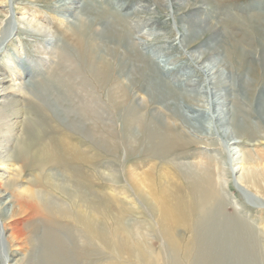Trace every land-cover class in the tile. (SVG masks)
I'll use <instances>...</instances> for the list:
<instances>
[{
    "label": "bare ground",
    "instance_id": "bare-ground-1",
    "mask_svg": "<svg viewBox=\"0 0 264 264\" xmlns=\"http://www.w3.org/2000/svg\"><path fill=\"white\" fill-rule=\"evenodd\" d=\"M176 1L181 9L193 3V8L203 12L207 5L205 0ZM10 5L15 7L10 0H0V58L7 61L5 67L9 70L0 62V95H3L0 97V162L19 164L20 173L14 174V180L10 179L5 185L7 188L15 186L11 197L0 185V221L3 222L0 243L4 245L1 257L4 264L21 262L17 254H9L6 247L11 249L15 242H24L27 225L42 244L38 264H77L80 258L81 264H93L92 257L108 253L115 257L102 261L103 264H118L117 258L123 256L134 264L240 262L242 250H248L249 241L245 237L244 223L234 218L235 214L233 218L229 216V206L234 204L229 201L227 188L221 187L217 178L220 158L203 155L201 162L189 168L179 160L189 158L191 153L187 151L193 147L202 143L210 146L205 142L215 130L210 121L220 128L217 132L220 135L222 128L230 130L229 136L224 138L232 146L240 144L235 137H249L254 142L263 131L264 80L255 104L250 103L255 96H249L252 82L249 74L254 71L256 62L252 55L255 56L258 49L257 45L254 48L247 44L251 38L247 40L246 34L240 41L229 34L228 41L218 42L213 49L191 53V58L199 65L197 71L189 73L181 69L179 72L167 68L172 63L162 66L164 61L158 59L157 62L153 55L140 51L135 31L128 26L129 15H123L113 4L95 0H71L65 4L60 11L70 12V16L74 14V23H67L68 31L67 27L60 30L64 41L44 35L43 32L52 29L45 17L26 9L11 11ZM261 5L247 17L230 13L228 20L258 37L264 66V3ZM128 7L118 3V8L128 10ZM76 10H80V14L75 13ZM183 19L189 26L181 41L188 45L197 40L204 24H210L207 15L195 14L190 20ZM11 23L13 30L9 27ZM94 24L98 26L89 36ZM118 29L126 32L127 46L119 43L122 35H116ZM214 30L211 27L207 31ZM21 35L36 42H53V48L58 51L56 68L59 70L46 78L44 84L36 85L38 94L31 85L33 77L24 78L26 66L17 70L16 61L7 55V45L12 42L14 52L20 57L18 39ZM213 35L217 38L218 33L215 31ZM192 38L196 40L189 42ZM118 49L123 50L120 57L115 54ZM161 52L163 50H158L156 54ZM223 52L227 57L205 67L206 59ZM116 58L119 65L114 70ZM142 66L146 68L143 73ZM86 68L90 70L88 74L84 71ZM227 69L229 76L222 80ZM235 69L237 74L241 72L239 77ZM203 72L211 80L204 88L202 85L206 82L202 80L198 84L193 80ZM92 77L97 84L95 90L101 89V96L106 95L107 87L113 84L106 95L112 113L109 115L114 121L118 119L120 126L117 124L111 129L106 125L103 116L108 113L102 110L106 107L99 102L100 96L91 93ZM113 77L114 82H111ZM136 78L145 79L138 91L150 100L145 107L155 103V112L159 110L157 113L166 116V121L149 118L143 106L134 104L123 113ZM28 79L30 85L25 84ZM186 87L194 92L199 89L198 95L190 96ZM200 91L210 98L206 104L208 112L201 110ZM44 96L59 102L61 108H71L72 112H61L64 118L68 116L64 121H69V116L74 114L75 119L70 122L72 126L67 127L72 129L56 125L55 135L35 149V140L23 127L31 123L37 130L43 117L54 121L43 104L46 101L40 99ZM122 116L124 122H121ZM176 118L181 123L178 127L170 122ZM247 121L250 124L247 123L246 128ZM77 133L84 139L78 138ZM123 149L128 153L126 158L134 151L147 161L123 168L124 173L113 161L97 166V161L106 159L103 153L116 157ZM246 156L244 166H252L239 179L263 191L264 178L260 179L262 175L256 169L260 163L264 165V157ZM28 165L39 167V172L27 179L28 186L20 193L22 191L16 188ZM59 219H66V225L59 226L56 223Z\"/></svg>",
    "mask_w": 264,
    "mask_h": 264
},
{
    "label": "rangeland",
    "instance_id": "rangeland-1",
    "mask_svg": "<svg viewBox=\"0 0 264 264\" xmlns=\"http://www.w3.org/2000/svg\"><path fill=\"white\" fill-rule=\"evenodd\" d=\"M99 3H104L105 5H111L120 11L123 15H129L128 17V26L133 29L134 37L136 39V43L139 45L140 51L145 54L148 53L151 56L153 55L155 60L163 62L162 66L167 63H172V66L167 68H175L179 72L181 69H186L187 72H194L197 71L199 65L195 63V61L191 58V53L193 51H204L208 50L209 47L213 49L212 47H215V45H219L218 42L220 41H228L229 34L235 40H243L244 36L247 34L246 38L249 40L251 38V41L247 44H249L252 47H256L257 45V52L255 53V56L252 55V58L255 59L254 64V71L249 74V79L251 82V89L249 91V96L254 97V100L251 99L250 103L255 104L259 91L263 86V80H264V66L261 60V53L262 51L258 47L259 39H257V36H252V31L249 33L244 32L245 29L241 27L240 25H234L229 18L230 13H236L240 16H248L251 12L254 11L255 8H259L261 4L264 2H261V0H205V3H207L206 8L203 9L204 12L199 8H193V3H189L188 8L181 9L176 3V0H95ZM179 1V0H178ZM10 3L12 5H15V7H11V11H23V10H30L32 13H35L37 15L45 17L51 24L52 29L46 30L44 35L49 36L53 40H60L63 39V32H60V30L65 29L68 25L67 23H71V25L74 23V17L72 14L70 16V12L67 13L66 11H60L64 8L65 4L68 5V3H71V0H10ZM118 3L120 5H128V10H125L124 8H118ZM262 6V5H261ZM19 9H18V8ZM236 8V9H232ZM120 9V10H119ZM253 10V11H252ZM65 13V14H64ZM75 13L80 14V10H76ZM207 15L209 20V25L204 24L202 26V31L199 33L200 36L196 39H189V42H193L196 40L193 44L187 45L184 44L181 39L185 35V32L188 28V22H186L183 18L188 17L189 20L195 15ZM225 14V15H224ZM182 19V20H181ZM187 20V21H189ZM185 21V22H183ZM230 23V24H229ZM234 27H233V26ZM97 24H94L91 27V31L89 33V36H91L96 28ZM9 27H12L13 30V23L9 25ZM17 26H15L16 28ZM70 27V26H69ZM213 27L215 29L214 31L208 32L207 30L209 28ZM8 28V27H7ZM68 31V27L65 29ZM89 29H87L88 31ZM215 31L218 33L217 38L213 37L215 34ZM125 31L122 29H118V33L116 35H122L119 43H124L125 46L128 45V41L125 39ZM228 32V34H226ZM230 32V33H229ZM228 35V36H226ZM113 35L110 34V38ZM201 37V38H200ZM253 37V38H252ZM200 38V39H198ZM257 39V40H256ZM21 41V55L18 57V55L14 52V45H12V42L7 45L8 53L7 55H10L15 61H16V69L18 70L20 67H25V76L26 79L28 75L31 76L33 79V84H31L33 89L38 94V87L36 85L38 84H44V81L46 78H49L51 74L54 71H58L59 68H56L57 64V57H58V51L53 48V42L49 43L46 41H39L36 42L35 39L25 37L24 35H21L19 39ZM16 41V40H15ZM64 41V39H63ZM120 43V44H122ZM6 48V49H7ZM208 48V49H207ZM163 50L161 54H156V51ZM13 51V52H12ZM155 53V54H154ZM115 54L120 57L123 54L122 49H118ZM257 54V55H256ZM227 54L218 53L215 55H212L209 59H206L204 62L205 67L209 66L211 67L215 62H218L219 60L225 58ZM7 57V56H6ZM165 57V59L160 58ZM227 57V56H226ZM20 58V59H19ZM168 59H171L173 61H169ZM233 58L231 57V60ZM111 60V59H110ZM1 64L5 67L7 66V61L5 59L0 58ZM234 62V61H233ZM232 62V64H233ZM119 65V59L116 58L113 62V69L116 70ZM203 65V67H204ZM8 70V67H5ZM16 70V71H17ZM146 70L144 66L140 69V71L143 73ZM9 71V70H8ZM32 71V72H31ZM86 74L90 72L89 68L84 70ZM230 70L224 71V76L222 75L221 78H225L226 76H229ZM234 73L237 74V69L234 70ZM117 75V71L114 73ZM113 74V75H114ZM112 75V76H113ZM241 75V72L237 74L239 77ZM116 77V76H115ZM196 81V83H200L202 80L206 83H203L202 87H206L205 85L210 83V78L208 75H205L203 72L202 74H199L197 78L193 79ZM29 79L25 81L26 85H30V82L28 83ZM114 82V77L112 78V81ZM145 83V79L136 78L134 80L135 86L131 89V94L127 100V104L123 106V113L128 109V107H131L132 104L136 106H143L147 110V113L149 115V118H157V119H163L166 121V116L162 115V113H157L159 110L156 111L155 109V103H150L148 106L145 107V104H148L150 100H146L145 96L138 93V91L143 87ZM90 84L91 87V93L97 97L99 102L104 105L106 108L102 109L103 112H107L108 115L112 114L110 113V106L108 105V96L107 92L111 87H113V84L111 83L107 87L106 95L101 96L102 92L101 89L98 88L95 90V87L97 86L96 81L93 80ZM131 84H129L130 86ZM100 86V85H99ZM186 89L190 92V96L198 95L199 89L194 92L192 91L190 87H186ZM192 91V92H191ZM202 92V93H201ZM50 93V92H48ZM138 93V94H137ZM141 95V96H140ZM0 97H3L1 94ZM208 96L203 93V91H200V107L201 110L208 112L206 104L210 98H207ZM40 99H44L46 102H42L45 106V108L50 112L51 116L54 118V121L47 120L49 118L43 117V119L40 121L41 123L38 124V129L35 130L33 125L31 123L25 124L26 126L23 127L24 130H27V133L29 134V137L32 138L34 141L33 146L35 149H39L40 145H42L46 140H49L50 137H52L54 132H57L54 128L59 125V127H65L66 128L70 125V122L75 119V114L70 115V120L64 121L66 116L64 118V111L72 112L70 107L67 108H61V105L59 102H55L53 99L48 98V96L40 97ZM146 100V101H145ZM134 102V103H133ZM206 102V103H205ZM181 105L186 106L185 102H181ZM190 105V104H189ZM205 106V107H204ZM155 109V110H154ZM154 110V111H153ZM255 111V108L253 109ZM253 111V112H254ZM59 117L56 116L58 115ZM255 114V112H254ZM104 115V121H106V125L112 127L114 125L120 126V123L117 120H112L111 115ZM61 116V117H60ZM115 116V115H114ZM158 116V117H157ZM73 119V120H72ZM125 117L122 116L121 122H124ZM78 120V118H76ZM179 118H176L174 121L170 120L171 124L178 127L181 125ZM255 121V120H253ZM256 122V121H255ZM262 122V121H261ZM215 123V122H214ZM247 123L250 124V121H247L245 123V127L247 126ZM57 125V126H56ZM64 125V126H63ZM210 125L212 128H214V134L208 138L209 140H205L206 143H208L210 146H207L205 143H202L196 148H192L187 151V153H191V156L189 158H181L179 161H181L182 164L187 166V168L190 167L191 164L201 162L202 157L205 156H214L219 159L220 165L218 167V181L221 182L222 185H224L227 188V192L230 195L229 201L233 202V206H229V216L233 218H238L243 222V226L246 232V238L249 241V248L248 250L244 249L242 250V259L241 261H231L229 264H264V190L256 188L254 186L248 185L245 183V181H242L244 179H239L242 177L243 173H247V168L252 166H244L246 161V158L248 154H254L260 158L264 157V124L262 123L263 131L260 133V135H257V138H255L254 142L249 140V137H243L242 139H238L235 137L236 142H240V144H237L235 146L229 145L226 138L229 136L227 132V128H222L219 132V129H217L212 121H210ZM119 128V127H118ZM115 129L114 132L117 131ZM65 129V128H64ZM72 129V128H67ZM217 129V130H216ZM66 130V129H65ZM258 130V129H257ZM227 133L228 135H225ZM55 135V134H54ZM78 138L84 139L80 133L76 134ZM231 136V135H230ZM226 137V138H224ZM222 138V139H221ZM213 139V140H211ZM234 142V141H233ZM232 142V143H233ZM213 143V144H212ZM232 146V147H231ZM205 149V150H204ZM262 150V151H261ZM213 153V154H212ZM128 153L123 149L119 152L118 156L116 157H109L106 153H103L105 155V158L101 161H97V166L101 167L105 163H108L109 161L115 162V164L118 166L120 171L122 173L126 172L125 169H128L129 166H135L142 162H146L147 160L140 155H136L134 151L132 152V156L130 158L127 155ZM205 155V156H203ZM126 156V157H125ZM226 157V158H225ZM234 158V159H233ZM125 162V163H124ZM127 162V163H126ZM196 163V164H197ZM222 163V164H221ZM264 164V163H263ZM16 165V166H14ZM125 165V166H124ZM260 163L258 173L262 175V178H264V165ZM223 167V168H222ZM123 168H125L123 170ZM123 170V171H122ZM255 171V172H256ZM39 167H31V165H28V169L25 170V172L20 176L18 188H16L17 191L24 190L28 184L27 179L34 177V175L38 174ZM20 173V167L19 164L14 163H6L2 164L0 162V185L1 189L9 194V197L14 194L15 186L11 188H7L8 182L11 180H14V174ZM55 174L57 172H54ZM221 174V175H220ZM57 175L60 176V173H57ZM124 178L122 177V181ZM221 180V181H220ZM264 181V179H262ZM227 182V183H226ZM104 183V182H103ZM102 183V184H103ZM6 185V186H5ZM24 188V189H23ZM22 189V190H21ZM226 191V189L224 190ZM20 193H23L20 192ZM256 195V196H255ZM235 206V208H234ZM234 210V211H233ZM234 212V213H233ZM47 218V217H44ZM66 219H59L56 221L59 226L66 225L65 223ZM2 221H0V233L2 231L1 225ZM27 231L26 230V237L23 241L15 242L10 249L7 245L6 249H8L9 254L16 253L17 259H20L21 262L19 264H38L41 257V249L42 244L39 241L38 235L34 236L32 231L29 229L30 225H27ZM26 229V228H25ZM32 233V234H31ZM42 233V230L39 232ZM184 235V233H182ZM188 236H185V239H187ZM249 238V239H248ZM21 242V244H20ZM28 242V243H27ZM0 243V264H4L2 261V250L4 247L1 246ZM21 247V248H20ZM93 249V248H91ZM90 249V250H91ZM249 252V253H248ZM252 252L254 254H252ZM95 254V253H94ZM106 254V253H105ZM114 256V255H113ZM112 254L108 253L103 256L99 257H92V263L93 264H103L102 261L106 260H112L114 257ZM118 259V260H117ZM118 264H134V261H131L127 256H123L120 259L117 258ZM193 257L190 262L193 261ZM81 258L77 259V264L80 262L81 264ZM86 264V263H84Z\"/></svg>",
    "mask_w": 264,
    "mask_h": 264
}]
</instances>
